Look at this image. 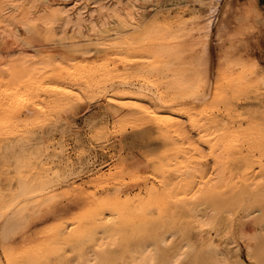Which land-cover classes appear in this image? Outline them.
<instances>
[{"label": "bare ground", "instance_id": "obj_1", "mask_svg": "<svg viewBox=\"0 0 264 264\" xmlns=\"http://www.w3.org/2000/svg\"><path fill=\"white\" fill-rule=\"evenodd\" d=\"M223 1L228 5L232 0ZM47 2L0 0V40L11 38L15 45L9 51L10 60L0 59V85L9 92L0 97V168H8L7 174L0 171V256H8L16 241L24 246L33 244L42 233L37 231L38 226L65 211L57 208L63 190L83 193L73 179L91 168V160L78 138V158L69 156L64 136L74 127L72 120L61 113L82 99L93 100L104 86L112 88L103 95L116 123L132 124L135 133L147 129L152 137L165 139L167 149L144 150L143 163L156 170L164 160L168 165L182 166L160 184H144L145 196L140 191L133 206H127L133 198L123 199L120 188L112 194L76 198L78 205H88L86 222L79 223L81 228L89 229L114 218L116 221L107 228L114 242L129 218L148 225L156 211L166 213L174 222L183 219L195 223L196 237H201L204 228L219 224V214L226 208L264 202V186L252 180L250 174L255 152L264 155V126L249 131L229 130L235 119L264 118L263 104L244 110L245 105L237 102L243 97L264 96V77L233 76L232 69L242 63L231 59L232 52L228 51L217 57L219 73L216 81L212 80L214 30L217 41L223 42L221 35L228 32L223 28L225 12L211 25L189 28L185 23L176 27L145 25L138 7L126 0H73L69 7ZM240 11L247 16L259 12L255 0H246ZM39 23L44 32L59 38L87 33L88 42L109 56L100 63L77 59L60 63L58 56L43 51L27 52L34 46L22 38L21 32H35ZM240 34L243 32L227 38L231 49ZM119 87L126 91L125 97L111 94ZM132 99H139L147 107L142 109L129 102ZM208 102L212 104V115L201 123L203 119L196 114H202ZM222 109L233 115V121L221 120ZM187 120L198 130L200 148L195 147L183 126ZM139 121L144 123L140 125ZM55 133L61 135L59 143H55ZM255 136L262 139L254 140ZM109 137V126L102 122L93 138L108 142ZM243 143L248 145L244 156L240 149ZM219 153L228 154L225 167L229 172L239 171L246 179L237 185L227 181L226 174L219 173ZM208 155L216 168L213 177H209L207 163L202 161ZM228 186L229 193L220 191ZM197 205L213 207L212 223L205 221L207 213L197 214ZM167 245L165 238L160 249ZM213 246V241L206 245V251L213 253L212 263L227 264L218 262L219 251ZM139 247L133 264H177L182 256L159 261L148 246ZM94 260L91 254L87 262Z\"/></svg>", "mask_w": 264, "mask_h": 264}, {"label": "rangeland", "instance_id": "obj_2", "mask_svg": "<svg viewBox=\"0 0 264 264\" xmlns=\"http://www.w3.org/2000/svg\"><path fill=\"white\" fill-rule=\"evenodd\" d=\"M126 1L138 7L145 25L158 24L176 27L179 23H185L189 28L202 27L211 25L221 12H225V17L222 18L225 20L223 28L228 32L220 34L224 39L223 42L217 41L216 30H214L215 35L211 46L214 60L212 80L215 82L219 73L217 57L228 51L232 52L231 59L242 63V66L232 69L233 76L244 74L248 79L264 77V0H255L259 12L257 15L250 14L249 16L240 11L246 0H232L228 5H224L223 0ZM72 2L73 0H49L47 3L69 7ZM241 25L243 29H239ZM6 31L7 33L11 32L9 28ZM240 31L243 34H240L239 39L232 43L234 49H231L227 38L237 32L241 33ZM21 36L34 46L33 49L28 48L27 52L43 51L53 57L58 56L60 63L68 59L100 63L109 56L108 52L101 51L88 42L87 33L69 34L67 37L59 38L44 32L39 23L35 32L22 31ZM11 48L15 49L11 38L6 41L0 40L2 62L11 59L9 57ZM146 85L152 84L146 83ZM4 89L0 85V97L9 94L8 91L4 92ZM111 89L110 86H104L96 91L101 94L93 100L82 99L61 113L64 118L72 120L74 127L73 131L66 132L64 136L69 156L73 160L78 158L79 147L75 140L78 138L79 144L81 143V146L87 150L86 155L91 160V168L73 179L75 187H80L83 193L63 190L57 208H63V210L65 208V211L58 217L49 218L38 226L37 231L42 233L33 244L24 246L19 241L12 244L8 256L4 254L0 256V264H89L87 261L91 254L95 259L91 264H133L140 244L148 246V250L159 261H171L175 259L176 255L181 254L177 264H214L211 261L213 257L210 256L213 253L206 251V245L211 241H213V247L219 251L218 262L264 264V202L252 204L250 207L226 208L222 214H219L222 216L219 224L213 223L204 228L201 237H196L195 223L191 222L190 224L183 219L174 222L166 213H156V211L148 225L138 223L132 217L129 218L120 228L114 242L107 233L108 226L116 221L114 218H109L107 223L91 226L89 229L79 226L80 222L83 224L86 222L88 205L86 203L78 205L76 198H86L92 194L97 196L112 194L120 188V196L123 199L128 196L133 198L127 206H133L140 191H143L142 194L145 196V191L142 189L144 184L151 182L160 184L162 180L176 174L175 170L182 166L181 164L168 165L164 160L160 164L159 170H156V168L143 163L144 150L158 152L164 148L167 149L164 144L165 139L152 137L147 133V129L135 133L132 124L116 123L108 110L109 103L103 95ZM116 93L125 97L126 91L123 87H119L112 90L111 94L116 95ZM132 100L129 102L137 104L142 109L147 107L139 99ZM237 102L240 105H245L242 107L244 110L255 109L259 105H264V96H251V99L243 97ZM211 105L208 102L203 107L206 110L202 114H196L199 119H203L201 123L211 117ZM200 109L201 107L198 110ZM222 111L219 116L221 120L233 121L230 120L233 115L223 109ZM102 122H107L109 126L108 142H97L93 138L94 132ZM139 123L142 125L144 122L139 121ZM183 126L195 141V147L200 148V139L197 137L198 130L193 128L188 120L184 122ZM263 126L264 118L258 116L250 119L248 116H244L229 124V130L249 131L251 127ZM139 133L141 134L139 135ZM54 138L55 143L61 141V135L58 133H55ZM253 139L262 138L255 136ZM240 149L244 152V156L247 153L248 145L243 143L240 145ZM262 154L258 151L255 152L256 156L253 158L254 164L250 174L252 180L254 179L264 186V170L260 165V163L264 165V155ZM227 157L228 154L219 153V173H225L227 181L237 185L246 178H243L239 171L229 172L225 167L229 162ZM202 161L207 163L206 171L209 177H213L216 168H214L209 155ZM7 169L0 168V171L4 172L1 174H7ZM230 190L231 187L228 186L223 187L220 191L227 194ZM212 208V206L199 207L197 214L205 215L207 213L204 219L212 223L214 216ZM251 237L254 240L250 242L249 238ZM165 238L168 239V245L165 249H160ZM203 258H208L211 262L208 263Z\"/></svg>", "mask_w": 264, "mask_h": 264}]
</instances>
